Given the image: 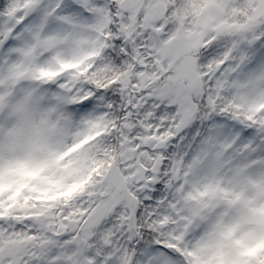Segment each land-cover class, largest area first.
Listing matches in <instances>:
<instances>
[{
    "label": "snow or ice",
    "instance_id": "6c2138e0",
    "mask_svg": "<svg viewBox=\"0 0 264 264\" xmlns=\"http://www.w3.org/2000/svg\"><path fill=\"white\" fill-rule=\"evenodd\" d=\"M0 264H264V0H0Z\"/></svg>",
    "mask_w": 264,
    "mask_h": 264
}]
</instances>
